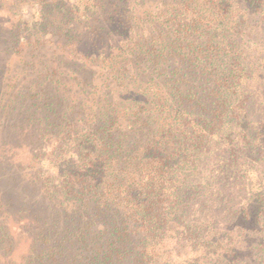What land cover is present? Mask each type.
I'll list each match as a JSON object with an SVG mask.
<instances>
[{
    "label": "trees",
    "instance_id": "trees-1",
    "mask_svg": "<svg viewBox=\"0 0 264 264\" xmlns=\"http://www.w3.org/2000/svg\"><path fill=\"white\" fill-rule=\"evenodd\" d=\"M34 3L0 31V60L51 28L67 57L56 48L5 76L0 62V264H180L183 238L192 264H264V199L243 210L258 249L208 237L229 212L221 199L197 220L186 203L203 188L199 158L219 186L240 172L228 151L264 158V0Z\"/></svg>",
    "mask_w": 264,
    "mask_h": 264
},
{
    "label": "rangeland",
    "instance_id": "rangeland-1",
    "mask_svg": "<svg viewBox=\"0 0 264 264\" xmlns=\"http://www.w3.org/2000/svg\"><path fill=\"white\" fill-rule=\"evenodd\" d=\"M34 1L36 0H0V31L9 30L17 20L24 16L26 19L30 18L33 15L37 5H34ZM74 2L75 0H70ZM35 7V8H34ZM98 6L96 3L94 4V9L98 12ZM97 15V14H96ZM86 18L81 17L76 21V29L80 31L83 35V39H88L89 36L86 32L85 25ZM50 31V32H49ZM5 32V31H4ZM86 32V33H85ZM11 37V32L5 34V38ZM61 34L55 33V31L51 28L45 34L43 38V44L38 46L37 49L30 50L29 53L22 54H9L3 57L0 60L2 62V75H7L10 70L18 71L22 70L21 68L16 69L18 67L26 66V63L33 61V59L39 62H43L45 60L49 61L53 58L56 48H58V56L67 57V54L63 51H60V47H55V43H58V39H60ZM259 43V42H258ZM255 40L249 38L244 39V46H252L256 47L258 45ZM262 52H264V45L259 46ZM28 70H31L30 65L27 67ZM2 117L0 116V123L2 121ZM3 122L0 124V128H3ZM29 129V128H28ZM3 135V133H2ZM4 136V135H3ZM28 137V136H27ZM30 137V136H29ZM11 141V140H10ZM217 139L214 145H218ZM16 143V142H15ZM225 146L233 145L234 143L228 140L227 142H223ZM241 147V146H240ZM246 151V150H243ZM241 151L239 156L234 155V151H228L225 155V160L227 163L234 165L240 169V172H237L234 178L223 181V186H219V180L210 181V176L215 173V171L211 172L210 167L205 168V159L199 158L196 166H193V174H195L197 178L201 181L198 185L203 186L201 189H193V196L188 198L186 203H191L193 205V220H197L203 214H207L203 209L204 206H209L210 204H217L218 199H221L225 202L229 208V212L223 214L215 219V227L207 230L209 232L208 237L218 233L215 241L220 238L223 243L220 244L218 249H225L226 247L232 249L239 247L244 249H249L251 246H255L258 249L257 242H253L249 239V228H253L251 225V218L247 215H244L243 210L251 209V203L262 201L260 199H264V158L263 154L256 153L249 157L248 153L242 154ZM23 159H26V155L20 154ZM247 155V156H246ZM221 188L222 195L219 198H214L212 196L214 191H218ZM225 195V196H224ZM38 203L40 206L41 202L36 201V195L30 196L27 205H30V201ZM241 211L239 215H232L233 211ZM249 212V211H248ZM213 212H209V216L212 217ZM202 220V219H201ZM194 224V221H193ZM11 226L16 230V223L11 221ZM217 231V232H216ZM18 246L15 249L16 254H20L24 251L27 245V240L25 237L23 239L17 238ZM190 241L187 239L180 240L178 244H174V247H179L178 250L181 253L180 256H174L177 263L180 264H192V259H187L186 257L193 253V248ZM173 249V248H172ZM212 249V248H211ZM233 250V249H232ZM175 252V249H174ZM200 252L203 253L201 259H214V255L212 251H207L204 247H201ZM217 254V253H216ZM3 261V260H2ZM5 263V261H3Z\"/></svg>",
    "mask_w": 264,
    "mask_h": 264
}]
</instances>
